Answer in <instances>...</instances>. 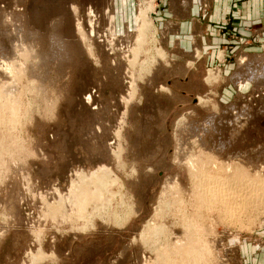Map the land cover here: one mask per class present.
<instances>
[{"label": "rangeland", "instance_id": "obj_1", "mask_svg": "<svg viewBox=\"0 0 264 264\" xmlns=\"http://www.w3.org/2000/svg\"><path fill=\"white\" fill-rule=\"evenodd\" d=\"M230 1L0 0V264H264V7Z\"/></svg>", "mask_w": 264, "mask_h": 264}, {"label": "bare ground", "instance_id": "obj_2", "mask_svg": "<svg viewBox=\"0 0 264 264\" xmlns=\"http://www.w3.org/2000/svg\"><path fill=\"white\" fill-rule=\"evenodd\" d=\"M180 2V1H179ZM45 60H46V58H44ZM46 61H48V60H46ZM58 69V68H57ZM58 70H60V68L58 69ZM42 82V81H41ZM39 85V84H38ZM38 87V86H37ZM6 88V87H5ZM9 88V87H8ZM32 88V87H31ZM30 88V89H31ZM43 88V87H42ZM7 90V89H6ZM6 90H4L3 89V91H2V89H1V91H0V110L2 109V108H4V110L6 109L7 111H10V114H11V116L12 117H14L15 116V114L17 113L16 111H18L17 109H19L18 108V103H19V99L15 96V94L14 93H12V94H14V95H12L11 94V92H9V91H12V90H10V89H8V91H6ZM41 90V89H40ZM13 92V91H12ZM11 95H10V94ZM40 96V95H39ZM264 102V101H263ZM20 104V103H19ZM3 110V109H2ZM0 113H1V111H0ZM18 115V114H17ZM15 118V117H14ZM13 121V120H12ZM262 121V120H261ZM255 122V121H254ZM13 124V123H12ZM12 124H11V126H12ZM11 126H10V128H11ZM4 128V127H3ZM9 128V129H10ZM240 130V129H239ZM13 132V131H12ZM6 135V134H5ZM212 160V159H211ZM212 165V164H211ZM229 165V164H228ZM205 167V166H204ZM229 167V166H228ZM231 167V166H230ZM231 168H233V167H231ZM236 168V167H235ZM193 169V168H192ZM234 169V168H233ZM227 170H228V168H227ZM241 171V170H240ZM206 172V171H205ZM239 172V171H238ZM251 172V171H250ZM262 172V171H261ZM245 173V172H244ZM247 173H248V171H247ZM243 174V173H242ZM254 174V173H253ZM239 175V174H238ZM246 175V174H245ZM244 175V176H245ZM256 175V174H255ZM254 175V176H255ZM207 176V175H206ZM235 176V175H234ZM257 176V175H256ZM211 177V176H210ZM238 177V176H237ZM204 178V177H203ZM208 178V177H207ZM254 178V177H253ZM205 179V178H204ZM239 179V178H238ZM206 180H208V179H206ZM206 180H204L203 182H206ZM222 181V180H221ZM226 181V180H225ZM228 181V180H227ZM238 182H239V180H237ZM241 181V180H240ZM243 181H245V179L243 180ZM261 181H263V180H261ZM202 182V181H201ZM200 182V183H201ZM224 182V181H223ZM232 182V181H231ZM264 182V181H263ZM89 184H93V186L94 185H96V189L97 190H99L100 191V189H102L104 186H103V181L102 180H100V179H98V177H95V178H93L92 179V181L91 180H89V182L87 181L86 183H83V187H82V191H81V193L77 196V198H76V203H77V205L78 206H76L77 208L76 209H78V208H80V209H78V211L79 212H81V210L82 211H84L83 209H85L84 207H85V204H86V202H88V197H86V191H87V186H89ZM199 184V183H198ZM203 184V183H202ZM207 183H205V185H206ZM208 184H210V183H208ZM230 184V183H229ZM238 184V183H237ZM264 183H262L261 184V182H260V184H259V187L261 188V187H263L264 188V185H263ZM213 185H215V184H213ZM221 185V184H220ZM200 186H201V184H200ZM252 186V185H251ZM258 186V185H257ZM212 187V186H211ZM210 187V188H211ZM228 187H229V185H228ZM90 188V187H89ZM223 188V187H222ZM256 188V187H255ZM95 189V190H96ZM214 189V188H213ZM224 189V188H223ZM251 189H253V188H251ZM258 190H259V188H257ZM209 190V189H208ZM233 191H234V194L235 195H241V196H244V194H245V196L246 195H248L247 194V191L248 190H246V191H244L245 190V187H244V189H240V186H235L234 187V189H232ZM207 191V190H206ZM213 191H215V190H213ZM212 191V192H213ZM229 191V190H228ZM260 191H261V189H260ZM94 192H96V191H94ZM101 192V191H100ZM99 192V193H100ZM203 192V191H202ZM201 192V193H202ZM255 192V191H254ZM262 192V191H261ZM88 193H89V191H88ZM259 193V192H258ZM90 194V193H89ZM200 194V193H199ZM213 194V193H212ZM254 194V193H253ZM257 194V193H256ZM203 195H204V193H203ZM208 195V194H207ZM210 195V194H209ZM89 196V195H88ZM211 196V195H210ZM209 196V197H210ZM240 196V197H241ZM244 196V197H245ZM260 196V195H259ZM258 196V197H259ZM205 197V196H204ZM219 197V196H218ZM235 197V196H234ZM249 197V196H248ZM254 197V196H253ZM261 197V196H260ZM100 198V197H99ZM208 198V197H207ZM214 198V197H213ZM98 199V198H97ZM210 199V198H209ZM98 200H100L101 201V199H98ZM103 200V199H102ZM207 200V199H206ZM208 201V200H207ZM254 201V200H253ZM235 202V201H234ZM243 202V201H242ZM233 203V202H232ZM248 203V202H247ZM231 204V203H230ZM244 204V203H243ZM179 205V204H178ZM239 205V204H238ZM87 206V205H86ZM252 207V206H251ZM248 208V207H247ZM243 209V208H242ZM253 209V208H252ZM77 212V211H76ZM79 212H77V213H79ZM84 213V212H83ZM79 215V214H78ZM77 215V216H78ZM196 215V214H195ZM222 215V214H221ZM182 219V218H181ZM193 223V222H192ZM150 228V227H149ZM194 228V227H193ZM186 229V228H185ZM187 230L190 232L191 231V227H188L187 228ZM154 233V232H153ZM158 233V232H157ZM156 234V233H155ZM190 235V234H189ZM193 236V235H192ZM158 237V236H157ZM187 237V236H186ZM189 238H191V237H189ZM193 238V237H192ZM200 239V238H199ZM154 240V239H153ZM174 240V239H173ZM187 241V240H186ZM200 241V240H199ZM160 243V242H159ZM167 244V243H166ZM186 245H184V247H182V248H180L178 251H173V252H175L176 254H177V258L176 257H173V253L170 255V253H169V255H166L167 253H164L163 252V254L162 255H160V262H161V264H192L193 263V261H194V258L196 257L195 255H200V254H202L203 253V248L200 246V244H199V246L198 245H196V247L194 246V245H192V247H191V244H192V241L191 240H188V243H185ZM155 246V245H154ZM182 246V245H181ZM208 246V245H207ZM165 248V247H164ZM177 248V247H176ZM178 249V248H177ZM166 252H167V249H166ZM175 254V255H176ZM174 255V256H175ZM195 256V257H194ZM199 258V257H198ZM202 259V258H201ZM195 260H196V258H195ZM204 262V261H203ZM158 264V263H157Z\"/></svg>", "mask_w": 264, "mask_h": 264}, {"label": "crops", "instance_id": "obj_3", "mask_svg": "<svg viewBox=\"0 0 264 264\" xmlns=\"http://www.w3.org/2000/svg\"><path fill=\"white\" fill-rule=\"evenodd\" d=\"M199 1L200 0H188L187 9L190 12V16H193V15L197 16V13L199 11ZM238 1L239 0L230 1V2H233L230 4V6L232 5L231 10H230V13H231L230 15L234 19H237V21L246 22L248 17L250 16V10L253 7L252 3L251 2H243V1L238 2ZM257 1H259V0H257ZM201 2H202V0H201ZM210 2H211L210 3L211 4L210 14H211V12L214 10V8L218 7L221 4V2L223 3V0H210ZM182 3H184V0H175V3H173V5L177 11H178V9H180L179 6ZM225 3H226V1H225ZM259 3H261L260 4L261 7H259V8H263L264 7V1L262 0V2H261V0H260ZM238 7H239V9H238ZM182 8H184V7H182ZM234 8L237 9L236 12L233 11ZM192 12L194 13L193 15H192Z\"/></svg>", "mask_w": 264, "mask_h": 264}]
</instances>
